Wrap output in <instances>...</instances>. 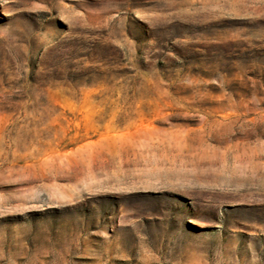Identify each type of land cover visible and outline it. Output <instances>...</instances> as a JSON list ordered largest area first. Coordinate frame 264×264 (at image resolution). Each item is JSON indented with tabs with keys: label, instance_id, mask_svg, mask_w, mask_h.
Listing matches in <instances>:
<instances>
[{
	"label": "rangeland",
	"instance_id": "1",
	"mask_svg": "<svg viewBox=\"0 0 264 264\" xmlns=\"http://www.w3.org/2000/svg\"><path fill=\"white\" fill-rule=\"evenodd\" d=\"M0 264H264V0H0Z\"/></svg>",
	"mask_w": 264,
	"mask_h": 264
}]
</instances>
